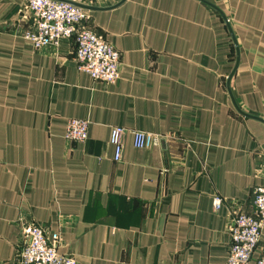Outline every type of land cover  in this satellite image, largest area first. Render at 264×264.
<instances>
[{
    "label": "crops",
    "instance_id": "1",
    "mask_svg": "<svg viewBox=\"0 0 264 264\" xmlns=\"http://www.w3.org/2000/svg\"><path fill=\"white\" fill-rule=\"evenodd\" d=\"M121 1L90 4L93 29L121 53L107 83L78 68L74 38L34 48L24 0H0V264H19L26 221L79 264H228L234 220L254 212L264 121L232 102L222 15L200 0ZM208 1L240 49L236 104L264 119V0ZM71 118L89 121L87 141L66 139Z\"/></svg>",
    "mask_w": 264,
    "mask_h": 264
},
{
    "label": "built area",
    "instance_id": "2",
    "mask_svg": "<svg viewBox=\"0 0 264 264\" xmlns=\"http://www.w3.org/2000/svg\"><path fill=\"white\" fill-rule=\"evenodd\" d=\"M68 1V2H67ZM94 0H24L25 11L30 14L31 25L24 37L36 49L44 46L58 47L63 40L74 38L75 59L78 68L93 79L114 83L120 73L121 53L92 27L90 12L74 3L92 4ZM126 128H112L110 142L114 159L120 161L124 152L123 135ZM133 143L137 148L149 145V135L133 130ZM66 139L85 142L89 137V121L71 118L67 122ZM157 143L158 138H153ZM221 197L214 198V208L222 205ZM264 225V185L254 191V212L239 213L230 233L228 264H264V251L254 258L259 247ZM19 264H79L70 254H61L54 241H50L44 226L26 221L21 224Z\"/></svg>",
    "mask_w": 264,
    "mask_h": 264
},
{
    "label": "water",
    "instance_id": "3",
    "mask_svg": "<svg viewBox=\"0 0 264 264\" xmlns=\"http://www.w3.org/2000/svg\"><path fill=\"white\" fill-rule=\"evenodd\" d=\"M58 1H64V2H65L66 0H58ZM124 1H125V0H122V1H121L120 3H118V4H121V3L124 2ZM200 1H202V2H204V3H206V4H208L209 6H211L213 9H215L216 11H218V12L222 15V17H223V19H224V21H225V23H226V25H227V27H228V29H229L231 35H232V38H233V41H234V44H235V47H236V63H235V66H234L233 70L231 71V73H230V75H229V77H228V79H227V87H228V91H229V93H230V95H231V99H232V102H233L234 106L236 107V109H237L241 114H243V115H245V116H247V117H253V118H257V119H259V120L264 121L263 118L253 116V115H250V114L245 113L244 111H242V109H240V108L238 107V105L236 104V101H235V99H234V97H233V95H232V91H231V80H232V77L234 76V74H235V72H236V70H237V68H238V65H239V61H240V49H239L238 42H237L236 37H235V35H234L233 31H232V28H231V25H230V22H229L227 16H226L225 13L220 9V7H218V6L215 5L214 3H212V2H210V1H208V0H200ZM67 2H68V1H67ZM74 4H76V5L79 6V7L84 8V9H86V10H96V8H98V7H94L93 5H89V4H83V3H74Z\"/></svg>",
    "mask_w": 264,
    "mask_h": 264
}]
</instances>
